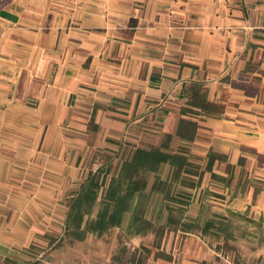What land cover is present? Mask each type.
<instances>
[{"label":"crops","instance_id":"obj_1","mask_svg":"<svg viewBox=\"0 0 264 264\" xmlns=\"http://www.w3.org/2000/svg\"><path fill=\"white\" fill-rule=\"evenodd\" d=\"M137 150L183 165L140 171L96 264H264V0H0V264L50 255L92 166L106 187ZM170 197L226 232L167 228Z\"/></svg>","mask_w":264,"mask_h":264},{"label":"trees","instance_id":"obj_2","mask_svg":"<svg viewBox=\"0 0 264 264\" xmlns=\"http://www.w3.org/2000/svg\"><path fill=\"white\" fill-rule=\"evenodd\" d=\"M200 91L201 89L199 88L195 92L193 96L194 100L191 102L192 105L201 106V98L203 100V97L200 95ZM198 100H200V103H197ZM195 128V125L180 120L178 135L181 136V131L183 130V132L190 134L187 136L188 139H192ZM186 135L182 134L184 137ZM213 157L214 154H208L210 160ZM181 161L183 160L175 156L164 155L157 150L148 152L137 150L132 161L123 165L122 175L117 178H110L106 187L107 170L105 171L103 167H100L96 171L90 172L85 184L81 186L75 197L70 200L64 225V238L68 236L76 241H83L88 235L100 237L113 228L119 227L122 216L128 208V202L135 193H140L143 189L145 181L143 182L144 175L141 172H154L160 163L167 162L174 167L178 166L180 169L183 165ZM198 179L199 181L201 180V175H199ZM168 200L176 201L181 206L166 207L169 212L167 228L173 229L174 231L179 230L184 233L198 230L203 235L211 229H215L218 232H226L228 226L222 222L224 218H220L219 221L210 220L205 222L202 227H199L197 223L191 220H184L187 202L176 200L172 197ZM96 207H99V209L96 210L94 215V209ZM129 230L135 233H139L142 230L151 231L152 233L160 230V232L156 233L162 237L165 229L154 226L142 218H133ZM227 235L232 236L230 232ZM159 244L160 242L156 247H159ZM227 246L229 245H225V248ZM230 247L232 251H235L234 247ZM143 251L144 253H149V250L146 248H143ZM135 254L131 257L132 261L135 259ZM157 257L166 261L171 260V256L165 253H160ZM146 259L145 255L139 256L136 264H142Z\"/></svg>","mask_w":264,"mask_h":264},{"label":"rangeland","instance_id":"obj_3","mask_svg":"<svg viewBox=\"0 0 264 264\" xmlns=\"http://www.w3.org/2000/svg\"><path fill=\"white\" fill-rule=\"evenodd\" d=\"M200 95H202L201 92H200ZM197 103H200V100H198ZM97 169L98 168H95V166H92L91 172L96 171ZM98 209L99 207H96L94 209V215L96 213V210ZM144 231L145 230H142L141 232H144ZM156 232H160V230H156L153 232L154 238H151V240L148 242V245L156 246L162 240V237H160V235L157 234ZM104 235H107V237L109 238L111 235V231H109L108 233ZM119 236H120L119 240H121L120 238L122 237V234L119 233ZM100 244H101L100 241H98V239H96L94 235H88L83 241H76L72 239L71 237L66 236L63 239V241L59 242L57 244V247L54 248L52 252L53 254L51 253L50 255L49 254L47 255V254H40V252L39 253L35 252L36 255L34 256V259L26 260V262H23L20 264H77L81 259H85L88 262V264H96V260L100 257V255H98V252L94 249L95 247L100 246ZM123 248L125 249V252L120 251L118 255H115V258L118 259V256H121V257L126 256L125 253L128 252V249L127 247H122L120 244V249L124 250ZM225 249L228 251H232L230 245L227 246V248ZM135 251H136V256H137L138 255L137 250L131 251V253L135 254L133 253Z\"/></svg>","mask_w":264,"mask_h":264}]
</instances>
